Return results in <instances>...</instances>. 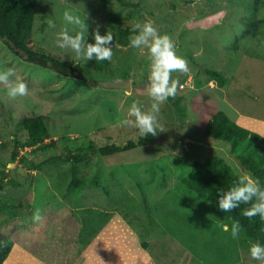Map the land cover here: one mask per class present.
Returning a JSON list of instances; mask_svg holds the SVG:
<instances>
[{"label":"rangeland","instance_id":"374dc122","mask_svg":"<svg viewBox=\"0 0 264 264\" xmlns=\"http://www.w3.org/2000/svg\"><path fill=\"white\" fill-rule=\"evenodd\" d=\"M125 1L38 0L29 44L34 51L74 60L76 65L86 61L77 59L71 49L57 46L65 10L78 14L89 25L87 43H95L97 25L101 35L109 31L114 36L112 60L100 61L102 70L77 66L76 74L83 78L28 62L0 40V71L13 68L16 75L11 79L19 77L29 89L27 96L13 100L0 85V179L6 182L0 222L11 217V208L21 202L19 213L30 210L40 219L37 223L29 216L20 219L18 241L38 242L44 249L70 253L80 240L74 237L69 247L71 233L64 232V225L79 228L74 221L91 216L97 223H105L117 214L136 231L156 264H260L249 252L256 241L242 229L234 239L233 222L217 217L211 201L190 192L184 179L196 161L211 156L223 158L238 176L254 179L243 170L228 142L208 139L205 131L220 110L234 120L244 114L264 131V0ZM49 20L55 28H49ZM146 20H151L161 35L171 37L176 54L187 60L190 69L172 73L179 86L176 96L161 106L159 123L165 131L158 132L148 145L108 157L92 156L79 163L78 178L93 179L98 185H72V162L59 159L32 170L31 159L45 158L37 147L26 143V122L37 116L48 118L49 138L44 144L57 142L61 150L74 151L84 141L97 146L139 141L138 130L125 126L123 120L131 118L128 110L132 103L138 102L142 110L152 103L147 95L148 50L130 47V35L118 41L109 24L132 29ZM67 27L74 35L73 26ZM208 69L221 71L226 84L220 86ZM118 78L129 79L131 91L99 86ZM237 118L243 122L241 116ZM24 157L29 158L25 163L21 162ZM225 224L228 232L223 230ZM15 225H8L9 233ZM41 240H46V245Z\"/></svg>","mask_w":264,"mask_h":264},{"label":"trees","instance_id":"16d2710c","mask_svg":"<svg viewBox=\"0 0 264 264\" xmlns=\"http://www.w3.org/2000/svg\"><path fill=\"white\" fill-rule=\"evenodd\" d=\"M127 3L125 0H120ZM38 0H0V40L8 46L15 54L21 56L28 62L34 63L41 67L50 69L61 75L68 77L83 78L81 74H76L77 66L83 64L88 68L102 70L104 65L100 61H81L79 65L75 61H67L51 55L50 53L34 51L29 47L34 26L35 13ZM116 19V18H114ZM113 19V20H114ZM110 28L115 32L118 41L122 40L123 35L133 34L132 29L118 28L115 23L111 22ZM207 73L212 79L218 82L220 86L226 84L224 74L215 69H208ZM48 118L46 116H37L26 122L28 131L27 145L37 147L45 156L44 159H31L32 170L39 169L44 163L54 160H63L72 162L73 181L72 185H98L95 180L83 181L78 178L79 163L88 161L92 156H111L116 153L131 150L138 146H145L152 143L157 136L151 134L144 138H140L138 142L128 141L123 146L109 143L104 146H97L94 142H86L76 150H68L57 148V142L44 144L49 138L48 135ZM205 136L208 139L216 141L228 142L231 146V152L239 161L244 171L248 172L255 180L260 182L264 187V136L259 132L244 127L231 119L224 111H217L207 124ZM19 146V142H18ZM18 149L14 151L13 161L18 157ZM28 157L21 159V162L28 161ZM192 171L185 177L184 185L190 192L196 196L207 198L211 201L214 214L219 218H226L233 223L239 221L241 229L252 239L264 245V220L259 216L253 217L251 220L245 218L240 213L249 205L242 204L240 208L231 212H224L218 206V192L227 191L233 186L238 175L233 168L221 157L211 156L206 161H196L193 164ZM14 183V182H12ZM6 182L0 179V202H4L6 197ZM9 194V193H8ZM7 194V195H8ZM10 195V194H9ZM11 208L13 215L9 219L20 216L18 212L23 208V203H19ZM8 206L2 208L3 212ZM17 209V210H16ZM6 221V219L4 220ZM3 222H0V264H4L14 246L13 234L4 229ZM14 221L12 223L15 224ZM11 234V235H10Z\"/></svg>","mask_w":264,"mask_h":264},{"label":"clouds","instance_id":"9594fccd","mask_svg":"<svg viewBox=\"0 0 264 264\" xmlns=\"http://www.w3.org/2000/svg\"><path fill=\"white\" fill-rule=\"evenodd\" d=\"M65 26L57 34V46L61 49H71L77 59L96 61H111L113 57V39L111 32L105 35L100 33V25L93 30L95 43H87L85 33L88 34L89 25L84 19L73 11L65 10L63 13ZM67 25H71L74 35L70 34ZM49 28H55L54 21H48ZM133 35L129 36L130 47L136 49L147 48L150 60V74L147 95L152 103L147 110H142L138 102L132 103L128 110V118L123 120L125 126L137 129L138 138H144L151 134L155 137L158 132H164L163 126L159 123L161 106L171 97L177 94L179 81L172 79L173 72L188 73L189 66L186 59L176 54L175 45L167 34L161 35L151 20L143 24L136 23L132 28ZM13 68L0 71V85L7 90V96L13 100L18 97L27 96L28 85L16 77ZM218 206L221 211L231 212L240 208L242 204L249 205L240 213L251 220L259 216L264 220V187L258 180L248 175L238 177L237 182L227 191L218 192ZM39 220V214L35 216ZM225 232L229 231L227 224L223 225ZM241 224L237 220L231 226V235L234 239L239 237ZM252 259L264 264V245L259 242L253 243L249 249Z\"/></svg>","mask_w":264,"mask_h":264},{"label":"crops","instance_id":"0c3cea01","mask_svg":"<svg viewBox=\"0 0 264 264\" xmlns=\"http://www.w3.org/2000/svg\"><path fill=\"white\" fill-rule=\"evenodd\" d=\"M238 116L242 117L243 122L237 118ZM237 117L235 119L237 123L258 131L264 136V131L254 125V119L244 114H239ZM24 191L25 189L21 190V192ZM28 216L33 220L32 222L37 223L36 213L33 214L30 210L12 219L6 218V221L3 219L6 229L10 223L12 226L14 221L17 225L13 224L15 227L11 229V232H14V246L4 264H156L151 252L141 245L136 231L117 214L105 223H97L98 221L91 216L75 220L79 228H73L71 224L64 225V232L71 233L68 238L69 247L74 237L78 236L77 239L80 240L78 243L75 242L72 249L70 248V253L60 249L57 251L47 247L44 249L38 242L18 241L16 236L21 233L20 219ZM32 222L29 220V223ZM32 235L27 234V237ZM46 242L41 240L40 243L46 245Z\"/></svg>","mask_w":264,"mask_h":264},{"label":"water","instance_id":"95a60500","mask_svg":"<svg viewBox=\"0 0 264 264\" xmlns=\"http://www.w3.org/2000/svg\"><path fill=\"white\" fill-rule=\"evenodd\" d=\"M99 86L105 89H122L126 91H131L132 82L129 79L118 78L112 81L101 82Z\"/></svg>","mask_w":264,"mask_h":264}]
</instances>
